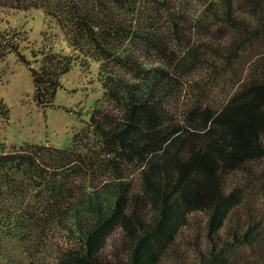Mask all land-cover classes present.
Returning <instances> with one entry per match:
<instances>
[{"label":"trees","instance_id":"16d2710c","mask_svg":"<svg viewBox=\"0 0 264 264\" xmlns=\"http://www.w3.org/2000/svg\"><path fill=\"white\" fill-rule=\"evenodd\" d=\"M151 1L0 0V15L5 7L44 6L72 45L104 51L134 74L129 79L102 68L100 81L116 107L88 110V125L75 131L67 148L28 141L9 147L0 137V264H235L239 247L264 240L262 217L239 224L246 192L230 183L238 169L264 156V62L260 75L219 109L191 108L179 118L184 83L167 38L190 35L197 24L185 6L189 0ZM158 3L165 23L154 14ZM205 12L241 38L264 30V0H210ZM111 38H139L162 60L149 65L141 55L118 53L108 45ZM21 40L0 25V63L11 52L21 55ZM213 49L192 48L190 57L223 55L222 47ZM35 56L34 100L53 106L61 76L80 55L43 47ZM9 112L0 98V119ZM135 168L137 182L129 175ZM202 210L207 221L198 225L200 239L191 240L188 227L191 221L197 226L195 212ZM57 232L76 243L49 244ZM182 244H192L197 255L184 257Z\"/></svg>","mask_w":264,"mask_h":264},{"label":"rangeland","instance_id":"374dc122","mask_svg":"<svg viewBox=\"0 0 264 264\" xmlns=\"http://www.w3.org/2000/svg\"><path fill=\"white\" fill-rule=\"evenodd\" d=\"M209 1L189 0L185 3L197 27L189 30L190 35L181 33L167 38L175 46L174 57L179 65L178 74L182 75L184 83L179 105H176L180 112L179 118H184L191 108L204 110L210 106L219 109L250 78L258 77L262 71L264 30L254 38H241L239 32L211 21V17L205 12L206 3ZM151 2L141 0V5ZM154 14L156 18L162 19L161 23L167 22V13L161 4L158 10H154ZM0 20L2 29L12 31L18 38H22V56L11 52L0 63V98L10 107L9 118L0 119V137L9 147L14 144L19 146L27 141L69 147L75 131L88 125V110L95 105L116 107L115 103L107 100L100 81L102 68L129 79L134 78L133 72L111 59V56H105L104 51L91 50V45H85L84 49H80V44L72 45L70 39L68 40V30L63 28L55 15H49L44 6L5 7ZM256 24L259 25L257 19L254 21V25ZM111 42L108 44L111 49L115 46L118 53H129L134 57L141 55L140 59L145 64H157L162 60L157 53L149 51L139 38H111ZM206 44H209L210 49L214 46L222 47L223 55L216 52L210 53L207 58L201 57L202 59L190 57L194 51L192 48L203 49ZM232 46L237 47L234 54L229 51ZM43 47L65 54L76 53L81 59L61 76L62 86L57 91L56 104L47 107L39 106L34 100L35 85L30 69L32 65H38L39 60L35 54ZM129 175L136 182L139 181L140 169L135 168ZM230 183L242 184L246 192L244 202L240 205L241 210H238L244 218L239 224L247 225L249 219L257 220L259 217L264 221V156L238 169L230 176ZM195 213L198 224L196 226L191 221L187 231L191 240L195 237L200 239L199 230L205 226L208 218L207 211ZM230 224L234 225L235 219ZM203 230L205 235V229ZM230 231L226 228L224 235L230 237ZM49 240V244L60 246L76 243L65 232L53 233ZM181 248L184 257L188 259L197 255L192 244L189 247L182 244ZM235 254L238 259L235 264L259 263L261 259L264 261V240L260 244L243 245ZM165 262L174 264L172 259H167L163 264Z\"/></svg>","mask_w":264,"mask_h":264}]
</instances>
